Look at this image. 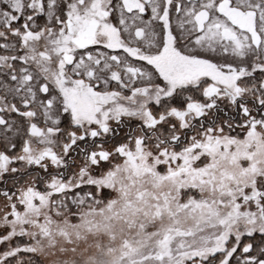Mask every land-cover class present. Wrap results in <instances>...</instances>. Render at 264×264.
Returning <instances> with one entry per match:
<instances>
[{"label": "snow or ice", "instance_id": "6c2138e0", "mask_svg": "<svg viewBox=\"0 0 264 264\" xmlns=\"http://www.w3.org/2000/svg\"><path fill=\"white\" fill-rule=\"evenodd\" d=\"M0 264H264V0H0Z\"/></svg>", "mask_w": 264, "mask_h": 264}]
</instances>
